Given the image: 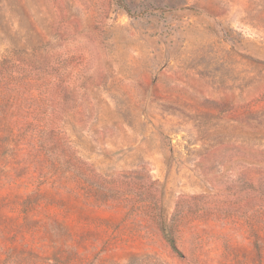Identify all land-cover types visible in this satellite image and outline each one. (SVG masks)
Returning <instances> with one entry per match:
<instances>
[{"label": "rangeland", "instance_id": "1", "mask_svg": "<svg viewBox=\"0 0 264 264\" xmlns=\"http://www.w3.org/2000/svg\"><path fill=\"white\" fill-rule=\"evenodd\" d=\"M0 264H264V0H0Z\"/></svg>", "mask_w": 264, "mask_h": 264}, {"label": "trees", "instance_id": "2", "mask_svg": "<svg viewBox=\"0 0 264 264\" xmlns=\"http://www.w3.org/2000/svg\"><path fill=\"white\" fill-rule=\"evenodd\" d=\"M168 238H169V236H168ZM169 240L171 241V238H169Z\"/></svg>", "mask_w": 264, "mask_h": 264}]
</instances>
